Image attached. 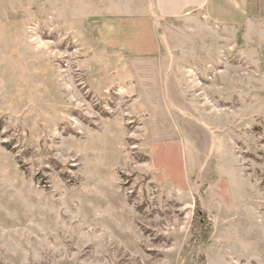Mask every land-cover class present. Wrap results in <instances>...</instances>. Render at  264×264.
Masks as SVG:
<instances>
[{
  "label": "rangeland",
  "instance_id": "374dc122",
  "mask_svg": "<svg viewBox=\"0 0 264 264\" xmlns=\"http://www.w3.org/2000/svg\"><path fill=\"white\" fill-rule=\"evenodd\" d=\"M144 2L0 0V264H264V0Z\"/></svg>",
  "mask_w": 264,
  "mask_h": 264
},
{
  "label": "crops",
  "instance_id": "0c3cea01",
  "mask_svg": "<svg viewBox=\"0 0 264 264\" xmlns=\"http://www.w3.org/2000/svg\"><path fill=\"white\" fill-rule=\"evenodd\" d=\"M143 12L136 21L140 27L138 42L143 44L142 49L152 55L160 47L155 35L161 22L202 15L212 25L225 27L241 25L244 21L247 23L249 18L248 0H145ZM126 22L133 24L132 21Z\"/></svg>",
  "mask_w": 264,
  "mask_h": 264
}]
</instances>
